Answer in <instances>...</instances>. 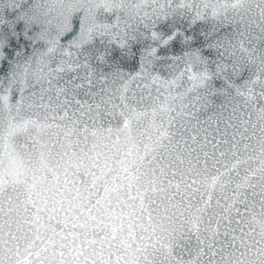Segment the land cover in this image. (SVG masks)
<instances>
[{"label":"water","instance_id":"water-1","mask_svg":"<svg viewBox=\"0 0 264 264\" xmlns=\"http://www.w3.org/2000/svg\"><path fill=\"white\" fill-rule=\"evenodd\" d=\"M243 2L248 7L235 15L197 17L209 25L204 30L230 44V59L242 67L241 76L250 72V65L256 71L264 63V0ZM114 3L119 10L112 13L109 5ZM89 5L77 9L86 22L131 34L142 31L172 0H89ZM189 71L196 81L195 61ZM210 83L224 87L219 79ZM190 87L160 82L143 94H124L113 86L106 92L93 89L96 95L81 91L75 98L71 92L59 99L53 94L51 102L45 97L38 106L0 101V168L25 154L39 160L44 180L51 173L57 181L63 175L90 185L84 204L76 206L78 213L70 206L71 215L55 219L54 213L30 210L19 194L0 192V264H173L188 261L197 250L203 264H217V253L245 245L254 226H264V171L250 155L253 142L264 138V95L259 85L254 96L225 89L229 95L213 97L203 107L193 100L195 89L185 95ZM220 106L229 118L212 122ZM165 129L179 130L167 148L157 143ZM189 143L199 144L202 156L223 153L225 166L232 167L233 175L239 173V187L220 199L206 227L194 221L188 236L166 232L160 238L149 225L153 215L167 211L170 181ZM121 156L125 159L118 160ZM117 164L127 165L124 174L109 181L104 174ZM98 179L103 183L93 191Z\"/></svg>","mask_w":264,"mask_h":264},{"label":"snow or ice","instance_id":"snow-or-ice-1","mask_svg":"<svg viewBox=\"0 0 264 264\" xmlns=\"http://www.w3.org/2000/svg\"><path fill=\"white\" fill-rule=\"evenodd\" d=\"M178 2L172 0L142 31L129 34L84 18L70 25L65 0H0V101L38 106L45 97L51 102L53 94L59 99L71 92L75 98L81 91L96 95L93 89L106 92L113 86L124 94H143L160 82L174 86L177 81L179 86L190 84L185 95L195 89L193 100L203 107L213 97L229 95L225 89L254 96L259 85L264 95V66L241 76L242 67L230 59V44L201 31L203 22L195 15L185 19ZM73 55L75 63L67 59ZM193 61L196 81L189 71ZM217 79L223 88L210 83ZM219 112L212 122L229 118L225 106ZM173 264H203L201 252Z\"/></svg>","mask_w":264,"mask_h":264},{"label":"clouds","instance_id":"clouds-1","mask_svg":"<svg viewBox=\"0 0 264 264\" xmlns=\"http://www.w3.org/2000/svg\"><path fill=\"white\" fill-rule=\"evenodd\" d=\"M176 6L185 16L195 15L202 20H207L210 15L215 18L235 15L248 7L243 0H179ZM64 7L70 10L68 22L72 25L78 18H83V14L77 9H86L90 5L89 0H79V3H69L65 0ZM109 8L112 13H115L119 10V4L109 5ZM208 26L207 23H202L200 30ZM67 59L75 63L76 57L73 55ZM261 60L264 62V56ZM262 66L264 63L260 67ZM255 67L254 64L250 65L249 71H255ZM261 100L264 101V97ZM178 131L177 129L176 132H170L165 129L167 134L163 135L157 143L167 148L174 141ZM251 147L250 155L259 161V166L264 171V138L253 142ZM202 151L199 144L194 147L193 143H189L187 148L182 149L184 159L170 181L171 199L167 211L164 214L153 215L152 224L149 225V228L155 226L158 229L157 235L160 238H163L166 232H183L185 236H188L193 232L194 221L202 228L206 227L220 204V199L228 195L234 186L239 187L236 180V175L239 173L233 175L232 167L225 166V161L221 158L223 153L219 156H208L205 153L202 156ZM122 159L125 157H118V160ZM125 167H127L126 164L113 165L112 172H106L104 175L111 181L113 177L123 175L122 169ZM44 174L45 170H42L39 160L35 157L20 154L18 157L9 158L0 168V192L19 194L21 201L26 202L30 210L32 207L42 209L44 216L54 213V219L63 218L66 213L71 215L70 206L78 213L79 208L76 206L84 204L86 190L90 185L81 184L79 177L66 180L63 175L57 181L51 173H48V179L44 180L42 179ZM84 179L88 180L89 177ZM102 183L103 181L98 179L96 181L98 187L93 191H99V185ZM92 199L95 200V196ZM32 215L34 218L36 213L33 212ZM254 232L255 234L245 245L217 253L219 257L217 264H264V226H254ZM155 247L156 245L152 246L153 249Z\"/></svg>","mask_w":264,"mask_h":264}]
</instances>
